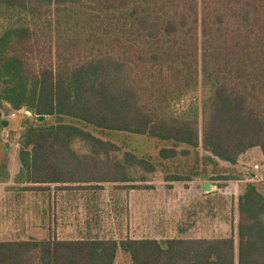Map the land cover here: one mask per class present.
<instances>
[{"label": "trees", "instance_id": "16d2710c", "mask_svg": "<svg viewBox=\"0 0 264 264\" xmlns=\"http://www.w3.org/2000/svg\"><path fill=\"white\" fill-rule=\"evenodd\" d=\"M0 17V112L38 122L22 135L18 191H97L133 184V168L156 172L146 158L120 159L111 141L41 116L201 148L215 165H237L253 149L264 157V0H0ZM200 89L201 105L174 111ZM77 140L88 154L73 149ZM180 154L191 150L159 156ZM237 238L0 241V264H119L120 252L130 264H264V194L254 183L238 197Z\"/></svg>", "mask_w": 264, "mask_h": 264}, {"label": "rangeland", "instance_id": "374dc122", "mask_svg": "<svg viewBox=\"0 0 264 264\" xmlns=\"http://www.w3.org/2000/svg\"><path fill=\"white\" fill-rule=\"evenodd\" d=\"M5 23L0 17V33ZM207 95V89H200L176 103L174 111L177 114L185 113L192 102L201 105ZM3 113L0 112V176L8 179L7 183L0 184V241H41L51 238L165 241L176 236H200L205 239L234 237L237 242L238 196L247 183L256 184L264 194V172L262 168L254 169L256 165L264 168V157L259 149L252 150L244 160V172L237 174L243 182L235 183L231 181V168L221 163H210L207 160L208 154L201 148L193 150L171 141L125 132H104L83 122L57 116L45 118L44 125L71 124L81 127L117 145L120 149L116 152L118 158L122 159L124 153L130 152L153 163L156 172L146 173L140 168H133L129 171L130 177L136 181L133 184L107 183L102 185L103 190L97 191L62 192L56 190V185L50 186L51 191L47 192L18 191L24 187L15 183L21 172L19 151L22 135L25 129L31 125L37 126L38 122L35 116L30 117L23 112H12L8 116L6 113L4 117ZM14 113L16 117H13ZM5 119L8 122L6 127L2 125ZM72 147L79 154L89 153V148L81 141H75ZM168 148L179 152L189 149L191 154L161 159L160 151ZM194 173L198 175L195 177ZM169 175L192 179L190 182L175 184L205 182L212 185V181L227 177L230 178L228 183L220 180L219 185H227L230 194H205V200L201 201L185 194L174 210V204H169L165 191L170 186L165 181ZM252 175H255L254 180H251ZM143 179L145 181L141 182ZM129 185L146 188L126 190ZM118 263L130 264V261L120 252Z\"/></svg>", "mask_w": 264, "mask_h": 264}, {"label": "crops", "instance_id": "0c3cea01", "mask_svg": "<svg viewBox=\"0 0 264 264\" xmlns=\"http://www.w3.org/2000/svg\"><path fill=\"white\" fill-rule=\"evenodd\" d=\"M251 152H252V150L249 151L248 153H246L245 155H243L241 157V159L239 160L237 165H227L225 163H221L222 165L231 168L229 170L230 174L233 175V177L231 178V181H233L235 183L243 182L241 179H239L237 177V174L244 172V168L242 167L245 165L244 160L250 156ZM254 176L255 175L251 176L252 177L251 180H254ZM212 182H213L212 185L205 184V182H203V183L202 182H195L193 184H190V183L175 184L176 182L175 183H169L170 186L168 187V190L165 188V191L168 194L167 196L169 199V204H174L173 209L175 210L176 207L179 206V202H181L182 196L185 194H187L188 197L195 198L197 201L205 200V194H211V193H215V195L218 193L223 194V195H229L230 194L229 187L227 185H221L222 183L219 185V183L221 182L220 180H215ZM226 182L228 183V181H226ZM130 190L134 191L136 189H130ZM137 198H140V196L137 195ZM237 201H238V198H237ZM173 238H188V237L176 236ZM173 238H171V239H173ZM193 238H201V237L197 236V237H193Z\"/></svg>", "mask_w": 264, "mask_h": 264}, {"label": "built area", "instance_id": "2783aa9c", "mask_svg": "<svg viewBox=\"0 0 264 264\" xmlns=\"http://www.w3.org/2000/svg\"><path fill=\"white\" fill-rule=\"evenodd\" d=\"M21 112H23L25 115H27V116H32V114L30 113V112H28V111H24V110H21V111H18V112H16V113H21ZM13 115V117H16V114L14 113V114H12ZM260 168H262V171L264 172V168L263 167H260L259 165H256L255 167H254V169L255 170H260Z\"/></svg>", "mask_w": 264, "mask_h": 264}, {"label": "water", "instance_id": "95a60500", "mask_svg": "<svg viewBox=\"0 0 264 264\" xmlns=\"http://www.w3.org/2000/svg\"><path fill=\"white\" fill-rule=\"evenodd\" d=\"M40 120H44V117H43V116H41V117H40Z\"/></svg>", "mask_w": 264, "mask_h": 264}]
</instances>
